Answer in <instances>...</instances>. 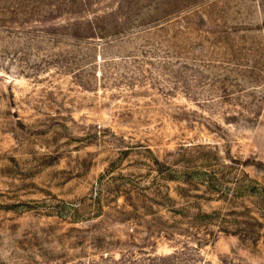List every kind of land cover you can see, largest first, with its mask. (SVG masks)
I'll use <instances>...</instances> for the list:
<instances>
[{
	"label": "rangeland",
	"instance_id": "rangeland-1",
	"mask_svg": "<svg viewBox=\"0 0 264 264\" xmlns=\"http://www.w3.org/2000/svg\"><path fill=\"white\" fill-rule=\"evenodd\" d=\"M0 264H264V0H0Z\"/></svg>",
	"mask_w": 264,
	"mask_h": 264
}]
</instances>
